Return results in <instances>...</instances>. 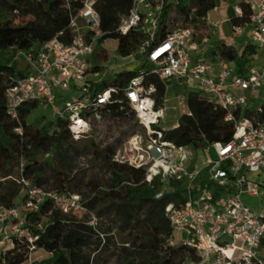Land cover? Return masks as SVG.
<instances>
[{
	"label": "built area",
	"instance_id": "2783aa9c",
	"mask_svg": "<svg viewBox=\"0 0 264 264\" xmlns=\"http://www.w3.org/2000/svg\"><path fill=\"white\" fill-rule=\"evenodd\" d=\"M71 1L82 5L71 17V43L65 44L56 37L37 52H22L21 56L32 65L33 71L13 79L5 96L12 119H19L20 109L26 104L46 103L60 119L69 122L75 140H79L89 133L94 121L101 119L100 109L111 104L113 94L119 90L94 91L101 73L93 71L90 57L106 36L96 9L97 0H65L68 7ZM166 1L134 0L129 14L121 18L116 29L126 35L141 28L150 36L147 45L151 47L148 55L151 68L140 71L123 89L125 101L145 134L134 135L124 143L123 149H117L115 161L142 169L147 174V182L160 177L168 192L176 191L171 185L173 180L184 188L182 199H175L165 209L174 234L184 235L179 244L174 237L169 244L190 248L197 256L196 260L183 264H264L259 252L264 241V210L257 214L242 201L245 195L259 196L264 188L249 178L250 174L264 171V99L257 106L248 99L249 96L259 99L264 88V60L249 66L245 74H238L233 65L223 62L218 73L210 76L208 66L193 61L188 54L187 41L193 34L192 28L169 31L164 39H155ZM242 1L250 12V21L245 26L251 27L252 39L259 46L257 52L262 51L264 57V0ZM236 12L242 17L243 7L236 8ZM242 28L235 27V33H241ZM151 75L163 82L197 81L211 101L227 112V120L234 123L235 134L230 142L216 143L205 150L207 154L215 151V158L208 157L206 168L189 171L187 147L165 140L163 132L155 128L161 124L164 109L157 108L155 86H146ZM58 91L72 92L77 98L66 101V108L62 110L56 105ZM181 103H187L186 95ZM16 132L21 134L22 129ZM133 139L137 143L131 148L137 154L134 163L132 158L126 159L127 146ZM17 182L23 185L22 202L13 208L0 206V257L19 241L28 243L26 262L32 264L30 256L39 250L35 246L39 236H34L30 227L40 232L45 227L41 221L33 223L30 216L39 213L47 203L65 215L82 217L90 212L81 195L34 186L25 179ZM209 183L223 192L216 197ZM163 195L162 192L157 198ZM90 217L91 225L99 222L95 215ZM6 244L10 246L6 248Z\"/></svg>",
	"mask_w": 264,
	"mask_h": 264
},
{
	"label": "trees",
	"instance_id": "16d2710c",
	"mask_svg": "<svg viewBox=\"0 0 264 264\" xmlns=\"http://www.w3.org/2000/svg\"><path fill=\"white\" fill-rule=\"evenodd\" d=\"M133 3L134 0H97L96 5L102 30L106 32L98 44L108 39L117 40L123 58L140 55L142 59L137 70H124L113 77L105 75L94 84L95 92L105 88L119 90L113 94L112 103L101 108L99 114L120 120L127 119L132 113L123 89L140 71L151 68L148 61L151 47L147 45L150 36L141 28L126 35L116 31ZM69 5L65 0H0V206L13 208L22 202L23 185L17 178L25 179L34 186L81 195L90 214L100 221L107 218L118 221L119 231L124 233L128 247H124V259L116 264H183L187 260H196L194 250L169 244L174 232L165 209L175 199H182L185 191L181 184L174 182L176 191L171 193L160 177L147 182V174L142 169L115 161L116 149L112 145L100 147L87 135L75 140L69 122L58 116L57 121H46L41 126L30 124L28 119L39 103L24 105L18 120L8 114L5 93L10 82L33 71L21 53L37 52L56 37L65 44L71 43V17L82 5L76 1ZM216 7L217 0H167L155 39L162 40L169 34V18L173 11L184 18L186 27L192 28L195 34ZM242 7L243 16L232 20L234 28L250 21V12ZM218 51L222 62L233 64L238 74H245L257 48L248 45L240 55L223 44ZM103 59L107 60L106 54ZM101 64L94 66L93 71L101 73L104 70ZM150 85L156 88L157 108L164 109L167 83L151 75L146 81V86ZM186 97L189 115L183 116L177 128L164 131L159 125L155 126L163 132L165 140L180 147L204 151L216 143L226 144L233 139L235 125L227 120L225 110L201 94L189 92ZM19 128L21 134L16 132ZM131 134L136 133H127ZM80 159L98 162L101 173L106 176L83 178L77 167ZM209 187L216 197L223 192L212 183ZM162 192L163 197L158 199L157 195ZM30 217L33 223L41 221L42 217L50 220L44 224V232L30 227V232L39 236L36 248L50 254L37 264H102L100 257L108 251L109 245L97 253L99 245L90 244L86 234L92 229L77 217L62 214L51 203ZM259 252L264 259V241ZM28 253V243L15 241L13 247L2 253L0 264H24Z\"/></svg>",
	"mask_w": 264,
	"mask_h": 264
},
{
	"label": "rangeland",
	"instance_id": "374dc122",
	"mask_svg": "<svg viewBox=\"0 0 264 264\" xmlns=\"http://www.w3.org/2000/svg\"><path fill=\"white\" fill-rule=\"evenodd\" d=\"M169 22L170 32L186 27L184 18L176 11L171 13ZM254 46L256 48L259 47L255 42ZM103 54L107 55V60L105 61L103 59ZM258 54L261 57V62H263L264 57L262 51H258ZM141 60L140 55L123 58L119 53V43L114 39H108L103 43L97 44L94 54L90 57L91 65L96 66L102 63L101 66H103L104 70L101 71L100 79H103L105 75L113 77L115 74L124 70H137L141 65ZM166 83L167 90L164 102V114L159 128L164 131H169L177 128L183 116L189 115L188 105L181 103L182 98L185 97L187 93L193 92L194 94H201L205 97H208V95L198 82L194 80L184 81L182 84H180L177 80L167 81ZM57 94L56 105L62 108V110H65L66 108V101L73 102L77 98L76 94L72 92L60 93L58 91ZM60 96H62L61 99ZM248 99L252 101L254 106H257L264 99V88L261 90L259 99H257V97L250 96ZM57 119L58 117L54 112V108L45 103L39 104V107L32 112L28 121L30 124L41 126L46 121H57ZM131 131H134L136 134H141L142 136L145 134V130L138 125L133 113H130V116H128L125 120L114 119L110 116L101 115L100 120L93 122L91 130L86 137L93 139L100 147L112 145L117 150L119 148L123 149L124 143L136 135H127V133H130ZM185 151L190 159L189 171L202 170L208 166V157L212 156L215 158L214 150H210L207 154V151L205 150H196L191 147H187L185 148ZM77 167L83 178H104L106 176L101 173L98 162L91 163L87 160L80 159L77 163ZM249 178L257 182L259 185L264 186V171L260 174H250ZM17 179L20 180L19 178ZM174 182L175 181L173 180L171 184L172 186H174ZM22 195L24 197V193H22ZM242 201L254 212L259 214L261 210H264V188L261 190V194L259 196L250 197L245 195L243 196ZM76 219L78 221H83V223H86V225L92 229L90 232L87 231L86 234L90 244L96 243L99 245L97 253L104 251V248L109 245L108 251L104 253L102 252L103 254L100 257L102 264H116L118 261L124 259V247H128V245L126 244L124 233L119 231L118 221L107 218L101 221L99 220L96 225H91L92 218L90 216L77 217ZM41 222L43 224H48L50 220L47 217H42ZM183 239V233L176 232L174 234V241L177 244L182 242ZM9 246V244H6V248ZM93 256L94 255H92V257ZM30 257L32 264H37L49 258L50 254L43 250H36ZM24 264L30 263L25 262Z\"/></svg>",
	"mask_w": 264,
	"mask_h": 264
},
{
	"label": "crops",
	"instance_id": "0c3cea01",
	"mask_svg": "<svg viewBox=\"0 0 264 264\" xmlns=\"http://www.w3.org/2000/svg\"><path fill=\"white\" fill-rule=\"evenodd\" d=\"M242 3V0H217V7L209 12L204 26L187 41L189 56L193 61L205 63L210 76L214 77L223 63L218 55L223 44L234 48L240 55L248 45L254 46L250 26H243L241 33H235L232 25V20L239 17L236 8L242 7ZM259 58L257 52L249 66L263 63L258 61Z\"/></svg>",
	"mask_w": 264,
	"mask_h": 264
},
{
	"label": "bare ground",
	"instance_id": "6f19581e",
	"mask_svg": "<svg viewBox=\"0 0 264 264\" xmlns=\"http://www.w3.org/2000/svg\"><path fill=\"white\" fill-rule=\"evenodd\" d=\"M133 145H134V146H137V143H136L135 139H133V140L129 143V145L127 146L126 159H131V158H132V161H133V163H134V161H135L136 158H137V154H135V153L133 152V150L131 149Z\"/></svg>",
	"mask_w": 264,
	"mask_h": 264
}]
</instances>
